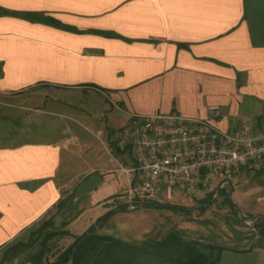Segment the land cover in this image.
<instances>
[{
    "label": "crops",
    "instance_id": "1",
    "mask_svg": "<svg viewBox=\"0 0 264 264\" xmlns=\"http://www.w3.org/2000/svg\"><path fill=\"white\" fill-rule=\"evenodd\" d=\"M0 7L67 27L0 15V92L12 96L1 119L18 115V133L27 134L0 141V264H35L39 241L28 242L42 220L52 216L48 232L65 223L80 234L126 200L132 178L123 169L133 160L118 133L131 115L176 111L222 130L242 120L264 124V0H0ZM218 92L252 101L254 119L213 115L211 105L202 115L190 110L188 103ZM247 170L257 169L240 172ZM230 180L218 184L232 190ZM216 185L205 184L198 202ZM150 210L158 209L116 212L98 231L126 240L134 230L126 241L140 242L152 228ZM170 213L186 239L223 248L217 264H264V236L246 218Z\"/></svg>",
    "mask_w": 264,
    "mask_h": 264
},
{
    "label": "built area",
    "instance_id": "2",
    "mask_svg": "<svg viewBox=\"0 0 264 264\" xmlns=\"http://www.w3.org/2000/svg\"><path fill=\"white\" fill-rule=\"evenodd\" d=\"M211 113L218 114L217 108ZM118 143L133 160L132 168L123 169L132 178L127 202L151 199L164 189L196 197L209 174L230 178L247 166L264 170V126L247 120L222 130L207 118L176 111L133 114L119 131Z\"/></svg>",
    "mask_w": 264,
    "mask_h": 264
},
{
    "label": "trees",
    "instance_id": "3",
    "mask_svg": "<svg viewBox=\"0 0 264 264\" xmlns=\"http://www.w3.org/2000/svg\"><path fill=\"white\" fill-rule=\"evenodd\" d=\"M3 14H11L34 22L67 28L52 17L35 12H8L0 7V15ZM259 120V124H261L262 119ZM262 174H264V170L261 169L254 173L255 178ZM216 190L217 194L222 196V201L229 206V212L240 216L236 205L231 200V189L224 190L217 187ZM214 192L207 193L205 197L199 200L197 208L137 197L132 202L119 201L80 234L71 235L64 229L65 223L58 228H53L52 231L39 240L32 260L35 264H217L223 250L222 247L198 240H188L175 226L160 236L146 237L140 242L126 241L119 237L98 232L113 214L130 210V205L134 209H168L188 216L191 215L192 210H195L197 215H202L208 209ZM62 205L63 201H59L57 210ZM242 220H245V218H242ZM47 227H53L52 216L42 220L38 228L31 232L28 244L33 245ZM253 228L264 236V214L255 216ZM65 235H71L73 240L63 250L59 251L52 260H47L50 251V240Z\"/></svg>",
    "mask_w": 264,
    "mask_h": 264
},
{
    "label": "rangeland",
    "instance_id": "4",
    "mask_svg": "<svg viewBox=\"0 0 264 264\" xmlns=\"http://www.w3.org/2000/svg\"><path fill=\"white\" fill-rule=\"evenodd\" d=\"M228 95L229 94L228 93L226 94L225 92H218L213 96L203 95L201 98H199L197 102L195 100L194 102L188 103V106L193 113H196L198 115H202L205 107L211 105L217 107V109H219L218 112H220L221 114H223L224 112L228 113V112L236 111L235 117L240 115L241 117H244L246 119H250V120L254 119V114H253L254 103L252 101L249 102L247 101V99H244L242 102H237V100L234 98V95H231L230 97ZM11 97H12L11 95H7L0 92V135L4 134V137L7 138L4 139V137H1L0 141L2 140L10 141L14 139L21 140V138H24L27 135L26 133H22V134L18 133L19 130L18 115L9 116L8 119H6L5 121L1 119L2 115H4L3 113L5 112L4 103L10 101ZM232 118L235 119L234 117ZM9 125L10 127L7 128V126ZM35 125H37V123L34 124V126ZM263 126L264 124L262 125L259 124V127H263ZM36 127L37 126H35L32 131L36 135H38L39 131L37 130L38 128ZM92 144L94 149L96 150L101 149L100 147L101 145H97L96 143L95 144L92 143ZM87 156L88 153L85 152L84 154L81 155L80 159H77V161H82L83 158H87ZM255 176L256 175H254V172L247 170L240 173L238 172L230 177L231 178L230 183L233 186V189L231 190L230 193L231 200L236 205L237 210L239 211V215L242 218H246V222L244 221V224L247 226L253 225V220L257 214H264V174L258 176L257 178H255ZM224 178L226 177L221 173L209 174L208 177L206 178L205 188L209 189L216 184H217L216 186H218L219 185L218 182H220ZM215 188L216 187H214V189H212L211 192L213 193L215 191L213 197L216 195V198L214 202L210 201L209 203V207H208L209 213H212L214 215H223L225 213H229L230 210L229 206L222 201V196L217 194V190ZM229 188H230V184H226L222 189L227 190ZM151 199L159 200L162 202L182 204L189 208H197L198 205L197 197L184 196L176 192L168 191L167 189L160 190L158 191V193L156 192V194L153 195ZM186 200H192V201L191 203H186ZM145 212L150 214V215L146 214V222L152 225V228L150 227L147 228L149 229V231L148 233H146L145 235L146 237H154V235L160 236L161 234L166 233L174 225L172 219L169 218V216L171 217L172 214L170 212H173V214H179L168 209H161V210L158 209L156 211L150 210ZM183 216L186 217L188 215H183ZM192 216H198L197 211H195L193 215L191 213L189 217ZM149 220H151L152 222ZM50 228L51 227L45 228L42 231V235L37 240L39 241L45 234H47ZM101 231L103 232V230ZM133 231L134 230L131 231L128 230V232L130 233H124L122 234V236H124L126 240H130V239L132 240L136 236ZM71 235L54 237L50 240L49 242L50 251L47 260H52L59 251L63 250L73 240Z\"/></svg>",
    "mask_w": 264,
    "mask_h": 264
},
{
    "label": "water",
    "instance_id": "5",
    "mask_svg": "<svg viewBox=\"0 0 264 264\" xmlns=\"http://www.w3.org/2000/svg\"><path fill=\"white\" fill-rule=\"evenodd\" d=\"M216 198V195L213 197L212 201Z\"/></svg>",
    "mask_w": 264,
    "mask_h": 264
}]
</instances>
